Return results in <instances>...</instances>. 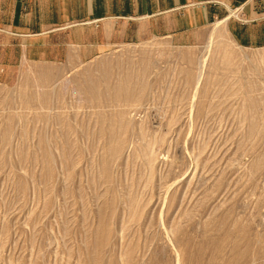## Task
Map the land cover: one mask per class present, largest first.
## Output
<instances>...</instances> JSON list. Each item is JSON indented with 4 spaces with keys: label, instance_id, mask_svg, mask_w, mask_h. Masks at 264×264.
I'll return each mask as SVG.
<instances>
[{
    "label": "rangeland",
    "instance_id": "obj_1",
    "mask_svg": "<svg viewBox=\"0 0 264 264\" xmlns=\"http://www.w3.org/2000/svg\"><path fill=\"white\" fill-rule=\"evenodd\" d=\"M219 28L72 61L1 41L0 264H264V49Z\"/></svg>",
    "mask_w": 264,
    "mask_h": 264
},
{
    "label": "crops",
    "instance_id": "obj_2",
    "mask_svg": "<svg viewBox=\"0 0 264 264\" xmlns=\"http://www.w3.org/2000/svg\"><path fill=\"white\" fill-rule=\"evenodd\" d=\"M218 23L264 49V0H0V43L20 61L87 60L121 39L201 44Z\"/></svg>",
    "mask_w": 264,
    "mask_h": 264
},
{
    "label": "bare ground",
    "instance_id": "obj_3",
    "mask_svg": "<svg viewBox=\"0 0 264 264\" xmlns=\"http://www.w3.org/2000/svg\"><path fill=\"white\" fill-rule=\"evenodd\" d=\"M221 26V23L216 24V28H219ZM222 28V27H221ZM220 29V28H219ZM218 31V30H217ZM214 32V31H213Z\"/></svg>",
    "mask_w": 264,
    "mask_h": 264
}]
</instances>
